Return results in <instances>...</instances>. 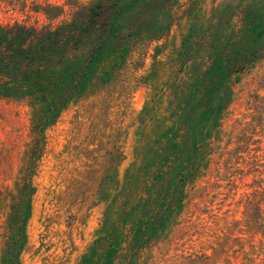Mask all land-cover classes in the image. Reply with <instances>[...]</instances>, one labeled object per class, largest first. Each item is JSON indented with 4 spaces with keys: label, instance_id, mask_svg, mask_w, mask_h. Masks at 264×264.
Wrapping results in <instances>:
<instances>
[{
    "label": "rangeland",
    "instance_id": "374dc122",
    "mask_svg": "<svg viewBox=\"0 0 264 264\" xmlns=\"http://www.w3.org/2000/svg\"><path fill=\"white\" fill-rule=\"evenodd\" d=\"M98 1L0 0V24L54 28ZM139 1L142 30L43 131L41 104L0 99V264L25 184L20 264H264V0H162L152 29ZM146 207L165 220L133 251Z\"/></svg>",
    "mask_w": 264,
    "mask_h": 264
},
{
    "label": "trees",
    "instance_id": "16d2710c",
    "mask_svg": "<svg viewBox=\"0 0 264 264\" xmlns=\"http://www.w3.org/2000/svg\"><path fill=\"white\" fill-rule=\"evenodd\" d=\"M124 1L100 0L91 7L76 11L71 22L54 28L0 24V99L29 98L41 104L40 120H37L34 128L43 131V126L57 118L71 102L98 58L108 48L118 47L121 41L134 37L137 31L142 30V27L134 24L136 19L131 12L140 1L132 0L128 4ZM148 1V8L143 6L147 9L144 12L150 9L154 14L147 16L144 13L146 17L141 26L145 29L160 28L164 23V14L163 10L155 7L162 0ZM121 18H124L123 27L119 24ZM247 58L240 61L225 58L220 61L225 63V68L240 72L245 68V60L247 63L251 61ZM32 193L30 185L25 184L20 198L26 199L28 204L24 218L20 211L17 214L18 232L7 242L3 264H20L25 224L31 209L28 199ZM165 212V208L154 211L152 207L148 210L146 207L142 214L150 220L145 224V230H140V235L134 237L130 250L135 251L140 247L147 238L148 230L163 224Z\"/></svg>",
    "mask_w": 264,
    "mask_h": 264
}]
</instances>
